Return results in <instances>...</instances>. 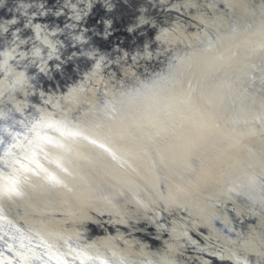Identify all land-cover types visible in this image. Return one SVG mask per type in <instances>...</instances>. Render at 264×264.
Masks as SVG:
<instances>
[{"label":"bare ground","instance_id":"obj_1","mask_svg":"<svg viewBox=\"0 0 264 264\" xmlns=\"http://www.w3.org/2000/svg\"><path fill=\"white\" fill-rule=\"evenodd\" d=\"M214 3L222 5L223 0H214ZM234 3L238 7L231 14L217 10L209 28L201 27L198 22L209 15L202 9L200 0H6L0 7V24L13 17L18 22L8 25L7 31L0 28V62L4 59L2 53L15 49L9 63L17 73L24 72L29 77V84L0 97V111L8 113L6 119H0V134H3V125L23 131L17 121L24 116L16 112L14 103L27 102L25 116H38L36 107L46 109L57 119H63L68 130L80 131L98 143H103L105 137L111 138L123 149L116 153L118 156L129 154L124 156L128 161L124 167L93 153L89 160L73 161L78 163L86 181L82 185L86 194L73 195L53 189L33 178L22 199L4 204L9 214L22 225L38 224L65 231L83 225L81 231L86 233L91 230L89 224L96 225L108 236L119 237L132 251L144 244L152 251H164L173 242L169 231L173 228L177 235L188 231L201 246L215 243L204 225L191 226L187 207L156 200L168 196L173 186L195 185L204 192L214 191L229 161L256 159L257 152L264 160V102L250 107L244 99L246 92L253 91L250 87L256 85L254 79L262 76L250 74L240 86L239 94L214 99V113L193 104L189 121L202 129L200 135H194L183 124L179 128L164 125L170 134L164 136L163 146L172 143L175 137L191 142L183 157L171 163L166 160L161 164L151 149L145 152L146 142L129 127L126 113L121 110L118 118H110L106 115L105 102H115L129 88L143 87L137 79L140 68L146 73L154 70L155 75H167L171 59L167 53L188 56L197 37L203 39L200 36L203 32L213 36V40L219 37L216 48H223L225 51L219 55L225 57L233 40V24L238 31H243L248 23L243 5L259 3V0H234ZM36 24L41 25L40 39L36 36ZM44 39L50 44H45ZM52 45L56 54L49 59ZM36 48L41 49L40 57L31 54ZM146 48L153 52L151 62L144 59ZM21 53L27 55L22 57ZM190 58L195 60L196 54L193 52ZM97 63L101 64L100 70L95 67ZM261 63L264 65V57ZM41 67L45 71H40ZM232 71L231 66L221 64L211 74L202 76L196 86L209 88L216 81L228 79ZM12 78L8 77L9 83ZM140 78L145 84L156 79L155 76ZM4 80L5 73L0 71V90ZM48 98H52L53 104L44 103ZM54 104L59 107L54 108ZM5 138L8 137L5 135ZM78 147L81 151H92L82 141ZM105 147L112 146L106 143ZM102 173L111 178V183L120 186L118 192L107 187L101 179ZM226 207L227 213L220 212L228 222L225 235L241 244L240 252L249 264H264V213L249 211L239 200L235 206L229 202ZM215 227L224 231L221 222ZM137 233L149 235L151 239L145 241ZM181 243L184 246L176 253L179 264H197L207 259L183 239ZM211 264L217 261L213 259ZM221 264L233 262L225 260Z\"/></svg>","mask_w":264,"mask_h":264},{"label":"clouds","instance_id":"obj_2","mask_svg":"<svg viewBox=\"0 0 264 264\" xmlns=\"http://www.w3.org/2000/svg\"><path fill=\"white\" fill-rule=\"evenodd\" d=\"M5 3L6 0H0V7ZM200 5L209 15L198 22L201 27L209 28L211 17L216 15L217 10H227L231 14L238 7L234 0H223L222 5L215 4L214 0H200ZM242 11L248 23L243 31H238L235 23L233 24V40L229 43L225 57L219 55V52L225 50L216 48L219 37L213 40V36L203 32L200 34L203 39L197 37V43L188 56L167 53L171 57L167 65V75H155L154 70L146 73L144 68H140L137 70L140 73L137 79L143 87L129 88L122 91L115 102H105L108 109L106 115L110 118H118L121 110L126 113L129 127L146 142L145 152L151 149L161 164L166 160L171 163L181 159L191 143L175 137L172 143L163 146L164 136L170 134L164 125L179 128L183 124L194 135H200L202 129L189 121L193 104H199L214 113V99L222 98L223 95L239 94L240 86L250 74L257 78L264 76V65L261 63V58L264 57V0L245 4ZM17 22L18 19L13 17L0 24V28L7 31L8 25ZM34 27L36 36L40 39L41 25L36 24ZM43 42L50 44L47 39ZM52 49L49 59L56 54L55 45H52ZM14 51L15 49L2 53L4 59L0 62V71L5 73V80L0 97L29 84V77L24 72L17 73L9 63L14 58ZM193 52L196 54L195 60L190 58ZM31 54L40 57L41 49L36 48ZM25 55L27 53H21L22 57ZM144 59L153 61V52L146 48ZM221 64H227L233 69L229 78L216 81L209 88L203 85L197 88L200 78L211 74ZM95 67L100 70L101 64L97 63ZM40 71L45 69L41 67ZM9 76L13 77L10 83ZM141 76H155L156 79L145 84ZM44 103L53 104V100L48 98ZM14 106L16 112L24 116L23 120L17 121L23 131H14L12 127L3 125V134H0V264H179L176 253L184 246L181 239L189 246L196 247L199 254L207 258L197 261V264H211L213 259L217 264L225 260H230L233 264H249L247 257L240 252L241 244L231 239L230 235H225L228 222L222 218L220 212L227 213L229 209L226 205L231 202L235 206V202L239 200L249 211L255 209L264 213V160L260 159L258 152L255 154L256 159L246 157L243 161H229L222 170L220 182L214 191L204 192L195 185L173 186L168 196H161L156 200L187 207L191 226L204 225L215 243L201 246L191 238L188 231H181L177 235L173 228L169 230L173 234V242L164 251H152L147 244L138 245V250L132 251L119 237L108 236L96 225L89 224L88 228L91 230L86 233L81 231L83 225L65 231L38 224L22 225L9 214L4 204L22 199L25 188L32 186L33 178H38L53 189H62L73 195L86 194L82 189L86 181L81 175L78 163L74 164L73 161L89 160L90 153H93L124 167L128 164L124 156L129 155L125 152L124 156H118L116 153L123 149L111 138L105 137L103 143H98L80 131L68 130L63 119H57L53 112L46 109L36 107L38 116L29 117L24 115L29 107L27 102H15ZM53 106L59 107L58 104ZM7 116V112L0 111V119H6ZM255 118L260 119L259 116ZM81 141L92 151H81L78 147ZM106 143L112 147L106 148ZM148 163L151 164L150 159ZM101 179L107 187L117 192L120 190L118 184L110 182L111 178L106 173L101 174ZM233 215L237 213L233 212ZM217 222L224 225V231L216 229ZM137 235L145 241L151 239L143 233ZM152 243L155 244L156 241Z\"/></svg>","mask_w":264,"mask_h":264},{"label":"water","instance_id":"obj_3","mask_svg":"<svg viewBox=\"0 0 264 264\" xmlns=\"http://www.w3.org/2000/svg\"><path fill=\"white\" fill-rule=\"evenodd\" d=\"M256 82V85H251L250 87L251 93L245 94V104H249L250 107H258L260 102H264V76H262L259 80L254 79Z\"/></svg>","mask_w":264,"mask_h":264}]
</instances>
